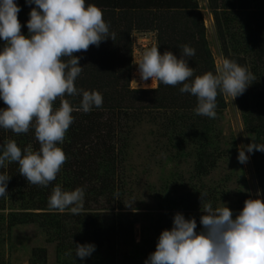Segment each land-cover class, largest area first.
Masks as SVG:
<instances>
[{
	"label": "trees",
	"instance_id": "1",
	"mask_svg": "<svg viewBox=\"0 0 264 264\" xmlns=\"http://www.w3.org/2000/svg\"><path fill=\"white\" fill-rule=\"evenodd\" d=\"M16 2L22 9L18 13L21 33L27 36V21L35 5H27L25 0ZM207 3L220 55L248 68L256 77L245 93L235 98V104L248 136L247 144L253 140L264 143V0H207ZM86 4L102 10L115 39L73 54L82 57L80 66L83 67L75 86L85 91H99L103 105L89 113L73 112L74 123L63 144L58 145L67 160L48 187L28 183L19 173L18 163L6 164L0 169L11 175L8 195L0 198V210L6 208V203L11 206L6 215L0 213V232L4 226L9 232L18 225H35L49 243L55 244L57 264H145L156 250L158 239L148 238L136 244L135 218L127 212L115 211L124 209L121 202L127 192L129 150L135 126L146 121L155 127L165 162L192 161L188 177L180 178L181 183L177 185L187 187V193L173 200L165 194L163 201H169L171 208L174 204L179 207L186 204L185 209L199 210L208 202L216 207L222 192H226L222 189L219 193L216 184L207 183L206 179L219 160L235 153L233 144L225 146L222 142L218 127L227 104L224 93H219L217 117L211 119L195 113L197 98L190 93L182 94L179 91L182 85L157 83L153 88L131 87L132 33L135 31L154 32L155 46L161 54L171 51L179 58L183 45L195 48L196 55L189 61L195 76L216 73L205 17L197 0H86ZM3 44L0 40V47ZM64 98L77 109L82 96ZM60 103L58 98L55 107ZM3 108L7 105L0 100V109ZM9 140H15L22 151L40 149L34 126L20 135L0 129V144ZM251 157L258 184L264 191V152L254 151ZM165 183L162 191L167 192L169 183ZM57 185L65 191L77 187L86 189L85 206L80 215L49 209L48 199ZM203 193L207 196L201 199ZM240 211H233V218ZM201 226L197 224V232L202 230ZM119 239L122 246H135L122 260L118 256ZM89 243L96 246L91 257L81 260L75 256L77 244ZM70 251L72 255L68 254ZM30 262L46 264V248H32Z\"/></svg>",
	"mask_w": 264,
	"mask_h": 264
},
{
	"label": "clouds",
	"instance_id": "2",
	"mask_svg": "<svg viewBox=\"0 0 264 264\" xmlns=\"http://www.w3.org/2000/svg\"><path fill=\"white\" fill-rule=\"evenodd\" d=\"M35 5L27 21L28 35L21 33L18 13L22 10L16 0H0V100L7 108L0 109V129L20 135L34 126L38 151H23L15 140L0 144V169L13 162L28 183L48 187L67 160L61 147L66 133L74 123V111L89 113L103 105L99 91H85L75 86L83 72L82 57L74 53L86 52L90 46L115 39L110 23L102 10L86 0H25ZM196 49L182 46L177 57L173 52L161 54L154 46L143 53L136 63L142 81L167 86L182 85L179 91L197 98L195 113L211 119L217 117V96L227 94L234 100L245 93L256 80L254 73L236 61L222 58L216 73L195 76L189 66ZM68 58V59H65ZM195 76L194 79H192ZM65 96H82L77 109ZM61 98L60 106L55 102ZM243 145L238 149V162L245 164L248 154L264 152V143ZM11 175L0 171V198L8 195ZM84 187L65 191L57 185L48 199L51 211H69L80 215L85 206ZM207 193L201 194V199ZM134 201L125 204L131 207ZM223 204V203H222ZM206 213L200 219L203 226L197 232L195 218L186 219L176 213L170 230L161 232L156 250L145 264H264V201L248 199L233 218V211L225 204L204 205ZM96 251L94 244H77L75 256L81 260ZM72 255L70 251L68 253Z\"/></svg>",
	"mask_w": 264,
	"mask_h": 264
},
{
	"label": "rangeland",
	"instance_id": "3",
	"mask_svg": "<svg viewBox=\"0 0 264 264\" xmlns=\"http://www.w3.org/2000/svg\"><path fill=\"white\" fill-rule=\"evenodd\" d=\"M199 8L205 17L206 34L211 50L215 58L216 69L222 59L219 53L218 42L213 28L212 17L208 10L207 0H197ZM133 61L131 73L132 88H153L157 82L142 81L136 64L146 50L156 45L154 32H133ZM226 108L219 119V129L222 134V142L227 145H234L235 153L218 161L217 167L206 179L207 183L214 182L217 191L223 189L221 200L219 198L216 207H223L225 204L232 211L242 210L248 199H261L264 201V191L259 186L255 169L252 164L251 154L245 164L238 162V149L248 145V136L245 133L241 113L235 104V99L224 94ZM129 150V167L127 178V192L124 194V209H115L118 212H127L131 218H135L133 224V238L135 243L140 245L144 239H158L165 229L170 230L173 226V217L176 213L184 214L186 219L195 218L197 224L206 213L203 209H185L186 204L180 207L176 204L170 207V202H164L162 197L167 194L170 200L179 199L181 193H187L186 189L177 187L181 183L180 178H187L192 161L181 160L178 164L174 161L165 162L164 154L161 152L162 143L158 141L155 134V127L142 122L134 128ZM162 147V148H160ZM161 149V150H160ZM169 183L167 192L162 191L166 183ZM161 194V195H160ZM134 201L131 207L125 204ZM223 203V204H222ZM168 205V206H167ZM185 205V206H183ZM6 208L0 213L7 214L11 206L6 203ZM4 226L0 232V264H32L30 262L31 250L34 247H45L47 250V263H56L55 244L49 243L45 235L32 224H23L13 227L9 232ZM203 226H201V229ZM119 259L125 258L126 252H130L135 246H122V240H118ZM142 260V258H141Z\"/></svg>",
	"mask_w": 264,
	"mask_h": 264
}]
</instances>
